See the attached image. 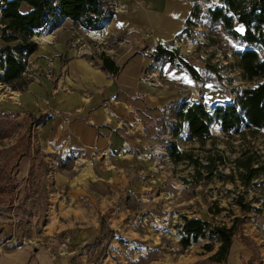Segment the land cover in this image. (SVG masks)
I'll return each instance as SVG.
<instances>
[{"label":"rangeland","instance_id":"rangeland-1","mask_svg":"<svg viewBox=\"0 0 264 264\" xmlns=\"http://www.w3.org/2000/svg\"><path fill=\"white\" fill-rule=\"evenodd\" d=\"M105 1L111 12L110 1L118 4L117 0ZM213 3L217 0L202 5L204 8ZM191 20L189 29L176 37L175 61L169 62L163 74L166 82H153L152 76H147L145 82L180 89L179 98L201 100L212 111L215 103L232 101L237 92L254 83L245 81L235 65L234 52L243 47L226 35L222 38L214 35L216 42L209 43L210 29L204 25L203 11L200 17ZM65 22V17L57 22L50 20L32 39L38 46L44 44L36 38L43 35L50 38V33ZM1 28L0 24V36ZM78 30L84 41L90 43L84 35L87 30ZM156 42L167 45L174 39L171 43ZM0 45H4L1 37ZM152 45L154 41L142 48L149 49ZM94 46L91 45L93 49ZM102 55L106 56L102 52L99 57ZM151 56L154 62L161 60L155 65L162 63L158 69L163 71L168 62L156 59L154 53ZM41 59L36 53L26 58L20 89L0 82V186L7 175L18 180L16 186H10L12 207L0 203L1 245L45 246L55 258L65 260V264H218L209 259L212 252L202 248L205 239L199 238L183 248L178 225L183 222L182 216L228 225L238 216L241 223L235 244L223 264H264L263 178L255 179L247 188L238 181L221 182L216 177L197 182L191 165L173 163L169 156L170 145L175 144L180 151H191L200 157L208 155V149L212 154L221 149L224 156L233 158L237 154L232 152L233 146L239 144L238 140L226 143L216 123L210 126V131L218 138L204 147L188 139L185 123L174 135L177 122L174 110L179 101L172 100L147 126V141L143 147L136 144L133 156L123 159L112 156L111 162L105 156L94 162L93 171L86 176L89 162L80 155L76 158L66 148L61 149L51 138V116L40 108L44 101L38 95L42 92L32 90L45 78L51 82L55 79L52 60ZM181 60L193 65L200 79L193 78L185 66L179 65ZM153 64L143 70L142 77L154 71L149 69ZM170 69L181 79L174 81L167 77ZM14 93L18 94L16 98ZM255 142L257 148H264V133ZM24 151H30L36 158L30 175L33 183L28 187L31 155L21 156ZM40 159L44 165L38 163ZM228 166L226 163L218 170L228 173ZM238 193L243 195L244 202L261 210H241L234 203ZM220 208L223 209L217 213ZM243 234L250 238L247 247L239 242ZM244 255L250 259L245 261Z\"/></svg>","mask_w":264,"mask_h":264},{"label":"trees","instance_id":"trees-1","mask_svg":"<svg viewBox=\"0 0 264 264\" xmlns=\"http://www.w3.org/2000/svg\"><path fill=\"white\" fill-rule=\"evenodd\" d=\"M214 0H193V6L186 20V27L182 33L189 29L192 17L206 18L204 24L210 32L207 33L209 43L216 42L214 35L222 38L228 36L243 48L234 52L235 65L239 68L241 77L247 82H253L237 92L233 101L218 103L212 111L201 100L187 99L176 104L174 117L177 122L173 134L178 135L183 123L187 125L188 139L204 147L208 142L214 144L217 136L212 135L210 126L216 123L226 143L238 140L239 144L233 146L232 152L237 154L231 158L224 156L223 150L217 149L212 154L198 156L193 152L180 151L175 144L170 145L169 156L173 163H186L193 167L195 181L211 180L214 177L221 182L238 181L244 188L249 187L255 179L264 180V148H257L256 138L264 133V0H217L210 6L203 8V3ZM1 39L0 45V82L20 89V80L26 69V58L38 48L32 39L50 20L57 22L65 17L74 24L86 30H99L106 22V17L112 14L105 0H0ZM176 52L157 46L154 57L165 59L167 62L175 61ZM101 69L115 74L119 66L107 56H101ZM185 66L190 75L200 79L197 69L186 61H179ZM210 69H214L212 66ZM31 155L30 173L27 178V187L33 183L30 175L34 170L36 158L29 151L20 155ZM73 159V157H68ZM67 158V159H68ZM75 159V158H74ZM39 164L44 162L40 159ZM228 163V173L218 170ZM0 189V203L4 207H12L11 187L16 186L18 180L7 175ZM234 203L241 210L260 208L244 202L243 195L237 194ZM223 208L217 210L220 212ZM179 243L187 248L192 241L199 238L206 242L202 248L212 252L209 259L218 264L227 262V257L233 242L236 240L237 228L241 218L234 216L228 225L225 222H214L207 219L182 216ZM239 242L247 246L250 238L243 234ZM252 248V246H251Z\"/></svg>","mask_w":264,"mask_h":264},{"label":"crops","instance_id":"crops-1","mask_svg":"<svg viewBox=\"0 0 264 264\" xmlns=\"http://www.w3.org/2000/svg\"><path fill=\"white\" fill-rule=\"evenodd\" d=\"M117 2L125 10L108 21L101 41L93 40L84 31L90 41L87 43L78 30L82 27L65 18V24L50 33V38L40 42L44 44L39 43L31 54L41 55L42 62L52 60L55 79L51 82L45 78L32 90L42 92L38 95L44 101L40 108L51 116V138L61 149L66 148L76 158L80 155L89 162L86 176L93 171L94 162L105 156H109L110 162L112 156L120 159L133 156L136 144L143 147L146 143L147 126L157 119V114L172 100H182L180 89L141 80L143 70L154 63L149 69L154 70L159 82H166L163 74L170 64L166 63L164 70L159 71L162 63L159 66L155 63L161 60H151L148 48L142 47L156 40L171 43L181 34L193 0ZM102 52L119 66L117 73L101 69ZM166 74L174 81L181 79L173 69ZM234 244L235 241L230 252ZM64 261L55 258L45 246L0 244V264H65Z\"/></svg>","mask_w":264,"mask_h":264},{"label":"built area","instance_id":"built-area-1","mask_svg":"<svg viewBox=\"0 0 264 264\" xmlns=\"http://www.w3.org/2000/svg\"><path fill=\"white\" fill-rule=\"evenodd\" d=\"M1 7L0 6V12H1ZM110 7L112 9V14L110 15L111 17L108 18V20H110L111 18H113L118 12H120L121 10H125V6H121V5H118V4H115L114 2L110 1ZM106 22L103 23V25L105 24ZM106 25V24H105ZM104 25V27H105ZM104 27H102L101 29L99 30H87V34L88 36H90L93 40L99 42L103 39V36H104V33H105V29ZM161 43V42H159ZM157 42H154V45L151 46V48H149L147 51H149L150 53H154L157 46H161V47H164L166 48L167 50L169 51H174L176 45H177V38L174 39V42L171 43V44H167V45H164V44H159ZM147 76H152V81L155 82V80H157V74L155 72H151V74H147L145 77H141V80L142 81H148V78ZM204 77V76H202ZM156 78V79H155ZM154 84V83H152ZM192 101V100H191ZM233 101V100H232ZM222 103V102H221ZM218 104V103H215V105Z\"/></svg>","mask_w":264,"mask_h":264},{"label":"bare ground","instance_id":"bare-ground-1","mask_svg":"<svg viewBox=\"0 0 264 264\" xmlns=\"http://www.w3.org/2000/svg\"><path fill=\"white\" fill-rule=\"evenodd\" d=\"M46 35H43L42 37H38V38H36L38 41H40V42H44L45 40H46ZM18 96V94L17 93H14V97L16 98ZM218 126V125H217Z\"/></svg>","mask_w":264,"mask_h":264},{"label":"water","instance_id":"water-1","mask_svg":"<svg viewBox=\"0 0 264 264\" xmlns=\"http://www.w3.org/2000/svg\"><path fill=\"white\" fill-rule=\"evenodd\" d=\"M108 23V21L106 22V24ZM219 127V126H218ZM219 130H220V128H219Z\"/></svg>","mask_w":264,"mask_h":264}]
</instances>
